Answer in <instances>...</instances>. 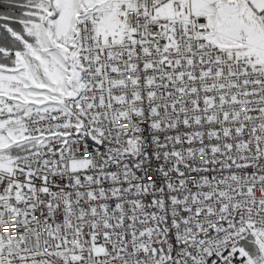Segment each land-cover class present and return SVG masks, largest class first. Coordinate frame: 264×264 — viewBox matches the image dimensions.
<instances>
[{
	"label": "snow or ice",
	"instance_id": "obj_1",
	"mask_svg": "<svg viewBox=\"0 0 264 264\" xmlns=\"http://www.w3.org/2000/svg\"><path fill=\"white\" fill-rule=\"evenodd\" d=\"M5 262L264 264V0H0Z\"/></svg>",
	"mask_w": 264,
	"mask_h": 264
},
{
	"label": "built area",
	"instance_id": "obj_2",
	"mask_svg": "<svg viewBox=\"0 0 264 264\" xmlns=\"http://www.w3.org/2000/svg\"><path fill=\"white\" fill-rule=\"evenodd\" d=\"M13 234H15L14 230H13Z\"/></svg>",
	"mask_w": 264,
	"mask_h": 264
},
{
	"label": "clouds",
	"instance_id": "obj_3",
	"mask_svg": "<svg viewBox=\"0 0 264 264\" xmlns=\"http://www.w3.org/2000/svg\"><path fill=\"white\" fill-rule=\"evenodd\" d=\"M5 264H6V262H5Z\"/></svg>",
	"mask_w": 264,
	"mask_h": 264
}]
</instances>
